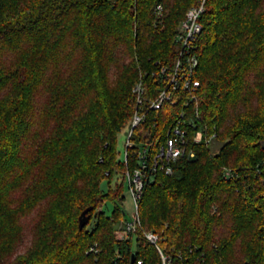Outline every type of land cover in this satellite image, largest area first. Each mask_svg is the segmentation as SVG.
I'll return each mask as SVG.
<instances>
[{
  "label": "trees",
  "instance_id": "trees-1",
  "mask_svg": "<svg viewBox=\"0 0 264 264\" xmlns=\"http://www.w3.org/2000/svg\"><path fill=\"white\" fill-rule=\"evenodd\" d=\"M201 1L0 0V264L37 211L13 264H162L145 231L174 264H264V0H205L197 106L217 138L146 183L137 237L117 233L136 167L118 150L132 89L143 75L155 94L157 62H175L178 25ZM180 109L151 114L132 139H164Z\"/></svg>",
  "mask_w": 264,
  "mask_h": 264
},
{
  "label": "built area",
  "instance_id": "built-area-1",
  "mask_svg": "<svg viewBox=\"0 0 264 264\" xmlns=\"http://www.w3.org/2000/svg\"><path fill=\"white\" fill-rule=\"evenodd\" d=\"M163 11V6L157 5L156 16L161 18ZM204 11L205 0H202L198 6L189 8L185 18L180 22L175 36L180 47L178 56L173 64L157 62L159 68L154 73L158 80L155 94L151 97L147 96L148 88L143 75L132 89L135 110L130 128L126 133L124 158L127 161L129 150H131L136 160V167L132 173L126 174L132 212L131 218L124 217L118 226L117 233L120 239L137 237L141 226L139 203L146 183L155 181L159 172L173 175L178 161L195 159L196 146L212 145L217 138L216 129L210 128L203 122L197 106L201 82L196 75L199 58L195 53L194 42L202 29L200 17ZM178 104L181 109L178 116L169 124L164 139L161 132L153 142H136L132 139L135 128L148 122L151 114H157L167 105L173 107ZM158 118L155 116L156 121H159ZM231 174L232 171L228 170L227 175ZM124 215L126 216V212ZM143 234L156 245L162 264H174L173 258L165 255L159 246V234L154 231H145ZM204 262L205 258L202 257L201 263L196 264H204ZM138 263L142 264V260Z\"/></svg>",
  "mask_w": 264,
  "mask_h": 264
},
{
  "label": "rangeland",
  "instance_id": "rangeland-1",
  "mask_svg": "<svg viewBox=\"0 0 264 264\" xmlns=\"http://www.w3.org/2000/svg\"><path fill=\"white\" fill-rule=\"evenodd\" d=\"M198 5L199 4H197L195 6H198ZM118 150L120 152L121 157H124L125 156V150H126V135L123 132L119 135ZM119 177H120V175H116L114 177V180L112 181V186H115L116 180L120 179ZM101 187L104 191H107L108 181L107 180L103 181ZM123 194L126 195V200L124 201L122 208L126 212L125 217L130 219L131 218V212H132V203H131V198H130V194H129V187L127 184H125V192ZM106 204H107L106 210L109 214H111L113 209H114V204L111 201L107 202ZM37 213H38V211L36 212V215L35 214L33 215V218L28 219L29 218L28 217L25 220L24 224H25L26 228H25L24 240L21 243V245L18 246V248L16 249L14 254L10 258H8L7 261H5L3 264H13L14 258L18 254L24 253L29 248V246L31 245L32 238H33L32 237V231H33L32 230V224H33L34 220H36V218H37Z\"/></svg>",
  "mask_w": 264,
  "mask_h": 264
},
{
  "label": "water",
  "instance_id": "water-1",
  "mask_svg": "<svg viewBox=\"0 0 264 264\" xmlns=\"http://www.w3.org/2000/svg\"><path fill=\"white\" fill-rule=\"evenodd\" d=\"M92 210H93V207H88L81 213L79 217L80 228H83L85 225H87L90 222L91 214H89V212H91ZM135 260H136V255L133 254L131 264H134Z\"/></svg>",
  "mask_w": 264,
  "mask_h": 264
}]
</instances>
